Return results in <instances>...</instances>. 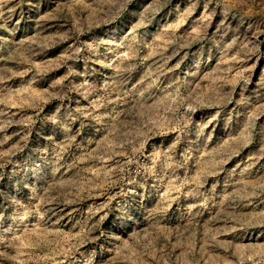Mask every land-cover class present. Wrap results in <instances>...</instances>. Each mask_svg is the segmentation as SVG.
Listing matches in <instances>:
<instances>
[{"label": "rangeland", "instance_id": "374dc122", "mask_svg": "<svg viewBox=\"0 0 264 264\" xmlns=\"http://www.w3.org/2000/svg\"><path fill=\"white\" fill-rule=\"evenodd\" d=\"M0 264H264V0H0Z\"/></svg>", "mask_w": 264, "mask_h": 264}]
</instances>
